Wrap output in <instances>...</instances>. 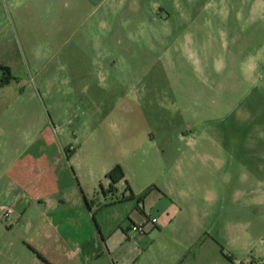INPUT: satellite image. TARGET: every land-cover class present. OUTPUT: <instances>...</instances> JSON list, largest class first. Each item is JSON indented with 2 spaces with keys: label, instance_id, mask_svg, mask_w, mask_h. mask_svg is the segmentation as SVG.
Listing matches in <instances>:
<instances>
[{
  "label": "rangeland",
  "instance_id": "1",
  "mask_svg": "<svg viewBox=\"0 0 264 264\" xmlns=\"http://www.w3.org/2000/svg\"><path fill=\"white\" fill-rule=\"evenodd\" d=\"M0 66V264H264V0H0ZM68 185L88 226L40 214Z\"/></svg>",
  "mask_w": 264,
  "mask_h": 264
},
{
  "label": "crops",
  "instance_id": "2",
  "mask_svg": "<svg viewBox=\"0 0 264 264\" xmlns=\"http://www.w3.org/2000/svg\"><path fill=\"white\" fill-rule=\"evenodd\" d=\"M10 185H11L10 188L5 189L3 193H5L6 198L13 201L15 205L21 204L25 199V195L23 193L21 195L14 194L15 193L14 191H16V189H15L14 181L12 178H10ZM132 193H134L133 194L134 198L136 197L141 198L139 200L142 203V207L144 211L143 213H145L146 201L142 200V192L138 193V192L132 191ZM41 198L43 201V203L41 204L43 210L40 212V214L44 216L46 220H54V221L58 220V222L60 223H63V222L65 224L68 223L69 227H72L71 225L72 223L77 224V223L83 222L87 226L90 224V217L92 216L94 205L93 203H91L90 201L86 199L83 202L81 194L79 195V192L75 190L74 185H68L64 189L50 191L48 194H45ZM117 203H120V202H117ZM86 208L88 209V212L85 210ZM24 211H25V207L20 217H24L27 214V211L25 212ZM4 212L5 210L2 212L0 208V218L2 217V214ZM130 220H131V227L128 228L127 232L131 231V228L133 226H139V222H141L139 216L130 217ZM158 223H159V220H158ZM96 225H97V232L90 231L89 233V236L91 237V242L89 245L93 246L94 250H98L99 254H101L102 256H105L107 252V255L111 256L110 258L113 261V256L111 253V249H110L111 247H110V243L108 242V238L106 235L102 234L104 233L102 227L100 229V226L97 223ZM101 230H102V233H101ZM41 234L45 235L47 239L54 235H57V237L62 240V243L60 244L61 245L63 244L62 246H64V249L58 248L57 253H59L62 250L63 251L66 250V248L69 246L68 239L73 240L71 242L75 243L73 238L76 237V234L73 232H69V231L61 232L60 230H58V231H44ZM112 234H113V231L109 230V235L112 236ZM103 237H106L107 239L104 241ZM78 248L80 249V247ZM32 251L38 252V253L40 252L44 256L48 257V259L49 257L53 256L55 252L54 249L49 250L48 248L44 246L39 247L38 245ZM112 252H114V249H112Z\"/></svg>",
  "mask_w": 264,
  "mask_h": 264
},
{
  "label": "trees",
  "instance_id": "3",
  "mask_svg": "<svg viewBox=\"0 0 264 264\" xmlns=\"http://www.w3.org/2000/svg\"><path fill=\"white\" fill-rule=\"evenodd\" d=\"M0 70L2 71V78L0 80V88L4 85L9 84L13 80L11 69L7 66H0ZM107 178L111 180L110 191L116 190V185L122 180L125 179V173L122 168L118 166L114 171H112ZM128 188L131 190L130 185Z\"/></svg>",
  "mask_w": 264,
  "mask_h": 264
},
{
  "label": "built area",
  "instance_id": "4",
  "mask_svg": "<svg viewBox=\"0 0 264 264\" xmlns=\"http://www.w3.org/2000/svg\"><path fill=\"white\" fill-rule=\"evenodd\" d=\"M1 78H2V73H0V80H1ZM12 213H13V210L8 208L7 210H5L4 215L7 216V215L12 214ZM149 221L155 225L158 224V219L155 217L151 218ZM131 230H138L139 231V230H141V227L140 226H133L131 228Z\"/></svg>",
  "mask_w": 264,
  "mask_h": 264
}]
</instances>
